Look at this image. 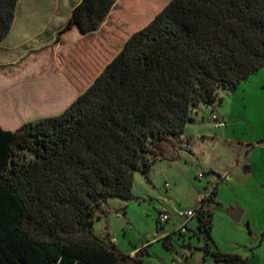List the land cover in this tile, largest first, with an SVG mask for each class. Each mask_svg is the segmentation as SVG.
I'll use <instances>...</instances> for the list:
<instances>
[{
	"label": "trees",
	"instance_id": "trees-1",
	"mask_svg": "<svg viewBox=\"0 0 264 264\" xmlns=\"http://www.w3.org/2000/svg\"><path fill=\"white\" fill-rule=\"evenodd\" d=\"M115 1H76L48 57L73 26L97 30ZM16 2L0 0V40ZM91 38L71 48L85 60L77 78L62 66L74 86L83 83L61 111L0 126V264H145L141 249L121 251L94 221L108 196H134V171L146 173L160 157L158 141L182 133L198 102L264 64V0H168L105 58ZM216 184L195 207L202 248L214 262H247L212 245Z\"/></svg>",
	"mask_w": 264,
	"mask_h": 264
},
{
	"label": "rangeland",
	"instance_id": "rangeland-1",
	"mask_svg": "<svg viewBox=\"0 0 264 264\" xmlns=\"http://www.w3.org/2000/svg\"><path fill=\"white\" fill-rule=\"evenodd\" d=\"M75 1L44 0L46 11L41 12L40 25L45 24L41 34L45 49L52 47L56 32L67 21ZM112 20L126 23V29L138 28V19L133 20L127 12L116 11ZM80 38L77 28L66 31L63 43L68 41L70 46L68 50H61L60 56L57 53L64 73L69 75L71 71L76 78L85 60L78 52V57H71V48ZM118 43V39H113L112 51ZM46 52L48 57L49 52ZM90 79L84 81L88 83ZM34 80L28 81V88L55 84L62 95V108L83 83L80 74L81 81L75 82L72 89L63 78L62 86L59 80L51 78ZM62 108L48 105L44 115L58 113ZM191 113L193 119L186 123L182 133L169 134L158 141L156 148L160 157L150 164L146 173L140 169L134 171V196L106 198L107 211L95 219L94 231L105 234L108 229L124 250L144 244L140 255L145 264L215 263L202 248L207 237L198 227L197 216L188 221L186 232L164 233L181 224L183 218L177 214L178 209L195 208L201 196L213 188L215 180L212 171H208L212 167L230 177L217 181L214 200L209 203L212 245L225 252L249 256L252 250H257L253 262L215 264H264V240L261 239L264 233V64L234 86H219L215 100L198 102ZM213 113L223 116L226 125L215 127L210 119ZM200 172H204V176L199 177ZM233 205L243 209L238 220L228 213V207ZM162 210L170 215L166 221L158 220ZM161 225H165V229H159ZM163 236H168L166 244Z\"/></svg>",
	"mask_w": 264,
	"mask_h": 264
},
{
	"label": "crops",
	"instance_id": "crops-1",
	"mask_svg": "<svg viewBox=\"0 0 264 264\" xmlns=\"http://www.w3.org/2000/svg\"><path fill=\"white\" fill-rule=\"evenodd\" d=\"M167 1L116 0L97 30L82 33L77 26L73 27L79 30L81 38L84 36L92 37L89 41L91 50L96 55L105 58L107 53H111L109 47L113 46L111 44L113 39H118L119 43L112 54L117 51L125 37L136 30L124 28L126 23L121 21L117 23L113 21L112 16L116 11L127 12L131 14L133 20L138 19L136 26L139 28V26L146 24ZM44 4V0H17L13 23L9 31L0 40V126L4 129H14L23 121L32 119V116L37 118L46 114L48 105L53 104L55 108L57 106L62 108V95L60 91H57L55 84L28 88L30 79L39 82L51 78L59 80V85L62 86L63 78L69 88L74 87L72 81L63 77L61 58L57 57V53L59 55L61 50H68L70 43L68 41L56 43L53 51L54 57L50 59L46 56L45 44L41 41L45 24L40 25L41 12L46 11ZM76 93L78 92L76 91ZM74 97L69 100L71 101ZM213 170L212 177L216 182L219 179L215 173L217 171ZM159 229H165V225H161ZM172 230H175V227L164 233L170 234ZM106 232L123 252L134 254L139 249L142 250L144 246L142 244L140 247L124 250L119 247L116 237L110 234L108 229ZM250 256L251 259L243 263L253 262L257 258V250H252Z\"/></svg>",
	"mask_w": 264,
	"mask_h": 264
},
{
	"label": "built area",
	"instance_id": "built-area-1",
	"mask_svg": "<svg viewBox=\"0 0 264 264\" xmlns=\"http://www.w3.org/2000/svg\"><path fill=\"white\" fill-rule=\"evenodd\" d=\"M210 119H211V121H212V123H213V125L215 127H221V126H225L226 125L225 118L223 116H219L216 113H213L211 115ZM183 145L186 146L187 143L184 142ZM198 176L199 177L204 176V172H200L198 174ZM220 178H224L226 180H229L230 177L228 176L227 173H225V174H217V179H220ZM202 197H203V195L201 196V198ZM195 212H196L195 208L178 209L177 210V214L179 216H181L183 218V220H182L181 224H179L178 226L175 227V230H177L180 233L186 232L188 220L195 215ZM169 217H170V215H169V213L166 210H162L158 214V220H160V221H166V220L169 219ZM155 235H158V234L155 233ZM112 241H114V239H112Z\"/></svg>",
	"mask_w": 264,
	"mask_h": 264
},
{
	"label": "water",
	"instance_id": "water-1",
	"mask_svg": "<svg viewBox=\"0 0 264 264\" xmlns=\"http://www.w3.org/2000/svg\"><path fill=\"white\" fill-rule=\"evenodd\" d=\"M242 211H243V209L240 208L239 206H236V205L228 207L229 215L235 220L240 219V217L242 215Z\"/></svg>",
	"mask_w": 264,
	"mask_h": 264
}]
</instances>
